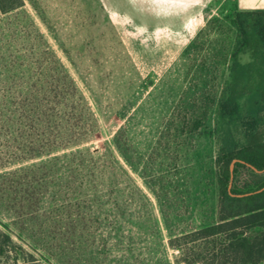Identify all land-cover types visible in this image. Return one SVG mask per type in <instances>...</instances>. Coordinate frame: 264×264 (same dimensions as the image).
<instances>
[{
    "label": "rangeland",
    "instance_id": "rangeland-1",
    "mask_svg": "<svg viewBox=\"0 0 264 264\" xmlns=\"http://www.w3.org/2000/svg\"><path fill=\"white\" fill-rule=\"evenodd\" d=\"M237 11L235 0L0 8V219L15 239L53 264H177L170 239L218 221V155L245 145L264 112L250 80L264 17L241 24ZM28 87H79L97 134L12 156L3 113ZM24 169L30 183L7 178Z\"/></svg>",
    "mask_w": 264,
    "mask_h": 264
},
{
    "label": "trees",
    "instance_id": "trees-1",
    "mask_svg": "<svg viewBox=\"0 0 264 264\" xmlns=\"http://www.w3.org/2000/svg\"><path fill=\"white\" fill-rule=\"evenodd\" d=\"M14 2L15 5H10L0 0L1 10L7 12L24 4V0ZM244 16L264 17V9L237 11L241 24ZM258 65L261 70L250 76V80L264 95V62ZM254 122L256 128L248 133L245 145L223 151L216 159L220 183L218 221L170 239V244L181 253L177 264H264V190L244 196L233 195L229 190L234 158L245 160L259 170L264 168V112ZM2 125L10 154L20 157L80 144L97 134L94 112L79 87H28L11 97ZM28 174L29 170L24 169L9 173L7 178L30 183ZM263 185L264 171L242 161L235 163L231 192L244 193ZM31 187L29 184L28 188ZM28 188L23 189L27 195ZM0 224V264H53L32 245L25 246L21 237L15 239L2 219Z\"/></svg>",
    "mask_w": 264,
    "mask_h": 264
},
{
    "label": "water",
    "instance_id": "water-1",
    "mask_svg": "<svg viewBox=\"0 0 264 264\" xmlns=\"http://www.w3.org/2000/svg\"><path fill=\"white\" fill-rule=\"evenodd\" d=\"M237 161H242L244 163H247L249 166L253 167L257 171H264V168L259 170L254 165H252L249 162H246L245 160H242V159H239V158H234L232 160V162H231V165H230V171H231V180H230V183H229L230 193L233 194V195L244 196V195H251V194L262 192L264 190V185L262 187L258 188V189H255L253 191H247V192H244V193H233V192H231V189H232V186H233V178H234V167H235V163Z\"/></svg>",
    "mask_w": 264,
    "mask_h": 264
},
{
    "label": "crops",
    "instance_id": "crops-1",
    "mask_svg": "<svg viewBox=\"0 0 264 264\" xmlns=\"http://www.w3.org/2000/svg\"><path fill=\"white\" fill-rule=\"evenodd\" d=\"M238 10H258L264 9V0H235ZM231 10L230 8H228Z\"/></svg>",
    "mask_w": 264,
    "mask_h": 264
},
{
    "label": "built area",
    "instance_id": "built-area-1",
    "mask_svg": "<svg viewBox=\"0 0 264 264\" xmlns=\"http://www.w3.org/2000/svg\"><path fill=\"white\" fill-rule=\"evenodd\" d=\"M229 11V9L228 8H226V12H228Z\"/></svg>",
    "mask_w": 264,
    "mask_h": 264
}]
</instances>
